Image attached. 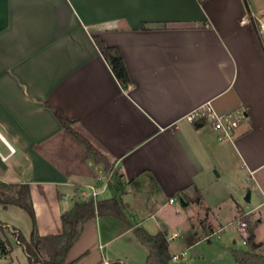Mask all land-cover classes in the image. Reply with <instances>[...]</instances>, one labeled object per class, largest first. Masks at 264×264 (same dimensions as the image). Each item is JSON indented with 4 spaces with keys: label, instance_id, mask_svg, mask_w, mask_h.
I'll return each mask as SVG.
<instances>
[{
    "label": "crops",
    "instance_id": "obj_1",
    "mask_svg": "<svg viewBox=\"0 0 264 264\" xmlns=\"http://www.w3.org/2000/svg\"><path fill=\"white\" fill-rule=\"evenodd\" d=\"M251 16L240 0H0V184L13 185L3 191L28 185L40 235L62 231L61 213L90 184L96 199L120 193L132 224L96 215L66 263L143 264L138 226L164 231L180 260L200 240L191 239L192 220L212 227L240 212L255 217V241H264V54ZM94 36L119 48L126 87ZM208 101L219 113L242 110L232 140H218L205 118H185ZM52 109L121 175L120 192L103 188L102 164ZM177 200L187 210L171 234L179 251L167 237ZM0 211L9 218L7 211L24 210L0 204Z\"/></svg>",
    "mask_w": 264,
    "mask_h": 264
},
{
    "label": "trees",
    "instance_id": "obj_2",
    "mask_svg": "<svg viewBox=\"0 0 264 264\" xmlns=\"http://www.w3.org/2000/svg\"><path fill=\"white\" fill-rule=\"evenodd\" d=\"M250 23L254 34L257 35L252 18ZM93 39L120 85L126 87L129 83V74L119 48L106 45L95 36ZM52 110L61 126L84 147L92 160L95 163L102 164L105 175L112 171L108 181L109 187L120 192L124 187L121 175L114 172L107 159L84 136L72 128V121L65 119L57 110ZM11 187H13L12 184H0V204L3 206L15 205L23 209L30 219L31 230L29 236L25 237L21 231L14 227L5 226L0 222V251L9 253L11 243L8 237L10 236L17 245L22 247L29 264H71L66 263L71 246L79 238L84 224L96 215L114 216L132 227L124 213L121 194L115 193L104 199L94 200L88 196L74 200L70 209L60 215L62 231L59 234L40 235L37 232L35 212L30 200L28 185L19 184L14 186L15 189L11 194L3 191ZM199 198L200 196H196L195 200L198 201ZM243 219L247 224L245 247H230L229 251L232 259L236 264H264V254L258 252V248L262 244L255 241V224L250 225L247 218ZM133 233L147 252L143 264H169L172 256L168 252V241L164 231L160 230L155 234H151L143 227L138 226L133 228Z\"/></svg>",
    "mask_w": 264,
    "mask_h": 264
},
{
    "label": "rangeland",
    "instance_id": "obj_3",
    "mask_svg": "<svg viewBox=\"0 0 264 264\" xmlns=\"http://www.w3.org/2000/svg\"><path fill=\"white\" fill-rule=\"evenodd\" d=\"M240 2L243 5L244 16L247 18H249L251 14L258 16L264 13V0H240ZM251 17L253 23H255L254 17ZM255 36H257L258 44L264 54V48L260 42L258 34H255ZM221 197L220 199H222ZM225 203V200H223L222 205ZM173 207L178 208V210L180 211L176 214L175 212H171L169 210L168 224L170 230L168 229L169 233L167 237L173 244V247L175 248L174 250L179 251V238H175V235H177L178 233V229L181 225L182 220L187 216V210H185V208L181 206L178 200L175 201ZM21 212L22 216L18 215L15 212L9 213V211H7L5 214H7L9 218H6V216H4V213H0V221H9V224L13 226L15 225V227H17L25 237H28V227L30 226V219L25 211ZM237 218L242 221H244L243 218H247L250 225H256L257 223L255 217H252L250 214H247L245 212L238 213L234 218H231L230 215H225L222 219L217 220L219 222V225H213L212 227H209V221L205 218H196L195 220H192L190 226L191 228L189 227L190 236L192 235L191 239L194 238L196 240H200L196 242L195 247L193 246L191 248L184 249L182 259L173 261V264H236L232 259L229 248L245 247V244L242 243V238L236 229L238 221ZM193 225L194 227L192 228ZM219 227L222 228L220 229ZM173 232H175V235L171 236ZM211 232L213 235L211 234ZM209 237L210 241L208 242L206 238ZM258 237L260 239H264V216H262V224L258 230ZM8 238L11 243V249L8 254L0 251V264H3V260H9L7 264H29L22 247L20 245H17L10 236ZM261 244L262 245L258 248V252L264 254V241H262ZM178 257L180 258V254H178Z\"/></svg>",
    "mask_w": 264,
    "mask_h": 264
},
{
    "label": "built area",
    "instance_id": "obj_4",
    "mask_svg": "<svg viewBox=\"0 0 264 264\" xmlns=\"http://www.w3.org/2000/svg\"><path fill=\"white\" fill-rule=\"evenodd\" d=\"M252 16L254 17L257 33L264 48V13L258 16ZM248 20L249 19H245L243 21ZM241 117H243V112L240 108H233L226 112L219 113L214 110L209 101L192 110L185 116L189 122H193L198 118H205L208 120L212 130L216 132L218 140H232L234 136V130L237 127ZM111 175L112 171L104 176L103 188L107 186ZM81 194L84 197L90 196L95 200L98 194V189L95 185H86L81 191ZM169 201L172 202L173 198H170ZM237 220L236 229L242 238V243L245 244V239L247 236L246 222L240 220L239 218H237ZM171 258L174 260L179 259L178 254H173ZM104 264H108V262L104 261Z\"/></svg>",
    "mask_w": 264,
    "mask_h": 264
},
{
    "label": "water",
    "instance_id": "obj_5",
    "mask_svg": "<svg viewBox=\"0 0 264 264\" xmlns=\"http://www.w3.org/2000/svg\"><path fill=\"white\" fill-rule=\"evenodd\" d=\"M244 200H246V201L249 200V192H247V193L245 194ZM181 204H183V203L181 202Z\"/></svg>",
    "mask_w": 264,
    "mask_h": 264
}]
</instances>
